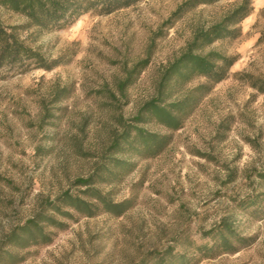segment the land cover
<instances>
[{
  "label": "rangeland",
  "instance_id": "374dc122",
  "mask_svg": "<svg viewBox=\"0 0 264 264\" xmlns=\"http://www.w3.org/2000/svg\"><path fill=\"white\" fill-rule=\"evenodd\" d=\"M248 1L236 37L192 47L218 67L232 59L215 84L163 78L240 0H140L17 29L57 66L0 68V264H264V93L252 86L264 79V0ZM24 23L0 7L2 26ZM182 98L176 129L143 110ZM136 128L164 137L161 150L110 146ZM36 215L42 238L9 239Z\"/></svg>",
  "mask_w": 264,
  "mask_h": 264
},
{
  "label": "trees",
  "instance_id": "16d2710c",
  "mask_svg": "<svg viewBox=\"0 0 264 264\" xmlns=\"http://www.w3.org/2000/svg\"><path fill=\"white\" fill-rule=\"evenodd\" d=\"M138 1L140 0H0L1 8L23 17L26 22L22 25L9 27H4L0 24V68L8 67L24 73L31 69L41 68L50 70L57 66L54 60L47 61L36 50L26 46L19 38L17 29L26 27L57 29L72 23L79 16L87 12L106 15L115 10L133 5ZM189 1H195V3L200 4L205 0ZM249 12V1L240 0L238 5L229 11L218 23L206 30L198 31L194 35L187 50L169 65L163 79L169 80L173 75L178 80L180 78H189L198 75L207 78L212 84L221 81L225 77L229 66L232 64V59L218 56V60L221 63V66L218 67L209 61L208 56L210 55H197L193 53L192 47L195 46L199 39L210 43L220 38L236 37L238 30L235 29V26ZM252 86L260 93H264V79L258 80ZM187 107L188 103L186 98L179 99L166 106L160 105L152 100L146 103L143 110L164 126L170 129H176L181 122V114L185 112ZM134 131V135H130L127 130L123 131L118 135L119 137L117 136L113 139L110 146L120 148L121 142H125L128 145L142 146V151L152 150L153 153H156L165 144L164 137L162 136H156L137 128ZM78 182L84 183L85 180H79ZM56 200H63L62 202H65L67 206L75 210H81L82 207L86 208L83 201L67 194L58 197ZM45 205L51 210H57L58 208L55 202H45ZM40 216L36 215L34 219L27 220L16 232L13 231L10 234L9 239L19 243L23 238L27 240L42 238V230L38 224ZM43 219H48V217H43Z\"/></svg>",
  "mask_w": 264,
  "mask_h": 264
}]
</instances>
